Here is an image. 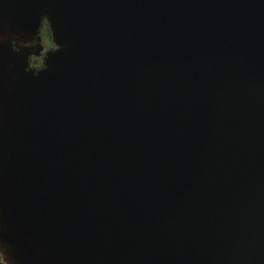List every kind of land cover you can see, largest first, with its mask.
I'll use <instances>...</instances> for the list:
<instances>
[{
    "label": "water",
    "instance_id": "95a60500",
    "mask_svg": "<svg viewBox=\"0 0 264 264\" xmlns=\"http://www.w3.org/2000/svg\"><path fill=\"white\" fill-rule=\"evenodd\" d=\"M41 16L60 47L34 77L46 24L10 41ZM0 241L14 264H264V0H0Z\"/></svg>",
    "mask_w": 264,
    "mask_h": 264
},
{
    "label": "clouds",
    "instance_id": "9594fccd",
    "mask_svg": "<svg viewBox=\"0 0 264 264\" xmlns=\"http://www.w3.org/2000/svg\"><path fill=\"white\" fill-rule=\"evenodd\" d=\"M42 24H46L51 29V25H50V22L47 16H41L39 19V25H38L37 31L35 33L36 38L32 39L30 42L18 41L15 39L11 40L10 41L11 51L18 53L20 51V48L34 47L37 43H39L40 45L41 41L38 37V29L41 27ZM17 44H19L20 47H17ZM59 47L60 46L55 43V47L52 50L47 51V55L49 52H52V53L56 52L59 49ZM47 55L44 57L42 65L35 62L36 57L33 54L28 55L27 60H26L27 67L24 69V72L25 73L31 72V74L35 77L41 71H45L47 69V65L44 63V61ZM0 264H14V259L9 254L8 245L3 241H0Z\"/></svg>",
    "mask_w": 264,
    "mask_h": 264
},
{
    "label": "flooded vegetation",
    "instance_id": "af4514ba",
    "mask_svg": "<svg viewBox=\"0 0 264 264\" xmlns=\"http://www.w3.org/2000/svg\"><path fill=\"white\" fill-rule=\"evenodd\" d=\"M46 26L47 25H44V27L42 28V31H41V33H42V44L44 45V51H43L42 57L39 60L36 59V61H35L36 63L41 64V65H42V59H43L44 54L47 51H49L50 49L54 48V45L51 43V41L49 43L45 44V37H44V34H43V30H44V28Z\"/></svg>",
    "mask_w": 264,
    "mask_h": 264
},
{
    "label": "rangeland",
    "instance_id": "374dc122",
    "mask_svg": "<svg viewBox=\"0 0 264 264\" xmlns=\"http://www.w3.org/2000/svg\"><path fill=\"white\" fill-rule=\"evenodd\" d=\"M43 34L45 37V44L49 43L51 41V33H49L48 26H46L43 30Z\"/></svg>",
    "mask_w": 264,
    "mask_h": 264
},
{
    "label": "bare ground",
    "instance_id": "6f19581e",
    "mask_svg": "<svg viewBox=\"0 0 264 264\" xmlns=\"http://www.w3.org/2000/svg\"><path fill=\"white\" fill-rule=\"evenodd\" d=\"M51 43H52V42H51ZM43 51H44V49H43ZM43 51H41V53H40V55H41L40 58L42 57ZM40 58H39V57H36V59H38V60H39Z\"/></svg>",
    "mask_w": 264,
    "mask_h": 264
}]
</instances>
